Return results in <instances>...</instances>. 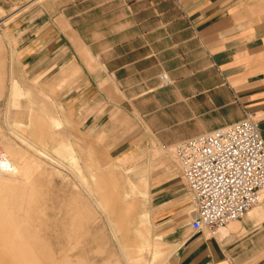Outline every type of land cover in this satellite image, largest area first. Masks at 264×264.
<instances>
[{"label":"crops","instance_id":"0c3cea01","mask_svg":"<svg viewBox=\"0 0 264 264\" xmlns=\"http://www.w3.org/2000/svg\"><path fill=\"white\" fill-rule=\"evenodd\" d=\"M7 30L17 77L48 88L65 78L62 109L85 130L97 128L105 104L128 105L135 142L166 146L264 109V0H57L17 16ZM162 72L171 83L159 84ZM10 90L26 95L15 78ZM259 126L264 138V120ZM66 153L74 154L70 146ZM159 178L153 209L173 249L165 264H264V206L216 233L196 232L181 172ZM140 204L138 251L152 225Z\"/></svg>","mask_w":264,"mask_h":264},{"label":"rangeland","instance_id":"374dc122","mask_svg":"<svg viewBox=\"0 0 264 264\" xmlns=\"http://www.w3.org/2000/svg\"><path fill=\"white\" fill-rule=\"evenodd\" d=\"M56 1L0 0V150L8 149L16 163L7 154L13 173L0 171V264H165L173 249L159 229L151 187L160 176L181 172L175 147L186 139L141 146L123 109L128 105L105 104L97 128L85 130L62 109L65 78L48 88L10 67L12 43L4 41L10 21ZM164 75L159 84L171 83ZM13 78L26 95L11 93ZM141 202L152 225L138 251L134 218Z\"/></svg>","mask_w":264,"mask_h":264},{"label":"built area","instance_id":"2783aa9c","mask_svg":"<svg viewBox=\"0 0 264 264\" xmlns=\"http://www.w3.org/2000/svg\"><path fill=\"white\" fill-rule=\"evenodd\" d=\"M261 120L264 109L176 144L196 232L216 233L243 218L252 207L264 206ZM4 164L0 152V166Z\"/></svg>","mask_w":264,"mask_h":264},{"label":"bare ground","instance_id":"6f19581e","mask_svg":"<svg viewBox=\"0 0 264 264\" xmlns=\"http://www.w3.org/2000/svg\"><path fill=\"white\" fill-rule=\"evenodd\" d=\"M163 78L164 79H167V75H164L163 76ZM212 131V130H211ZM209 131H207V132H203V133H208ZM176 148V147H175ZM174 148V149H175ZM176 151V150H175ZM0 152L2 153V155L4 156V162H5V164H4V168H2L1 166H0V171H4V172H6V173H13V170H12V166H14V165H12L11 164V166L9 165V163H8V156H7V154L4 152V151H1L0 150ZM2 165V164H1ZM14 168H16V167H14Z\"/></svg>","mask_w":264,"mask_h":264}]
</instances>
